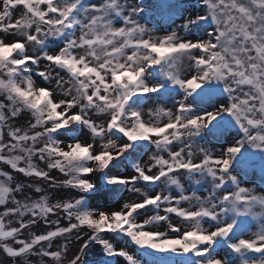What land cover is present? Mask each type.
<instances>
[{"label": "snow or ice", "instance_id": "6c2138e0", "mask_svg": "<svg viewBox=\"0 0 264 264\" xmlns=\"http://www.w3.org/2000/svg\"><path fill=\"white\" fill-rule=\"evenodd\" d=\"M0 256L264 264V0H0Z\"/></svg>", "mask_w": 264, "mask_h": 264}, {"label": "rangeland", "instance_id": "374dc122", "mask_svg": "<svg viewBox=\"0 0 264 264\" xmlns=\"http://www.w3.org/2000/svg\"><path fill=\"white\" fill-rule=\"evenodd\" d=\"M186 2L189 4L190 7L195 5L196 0H186ZM180 21H177V23H179ZM120 195H127L126 193H118L114 196H110L107 198V202H108V206L112 207L115 206L117 204L118 201V197ZM0 258H2V256H0Z\"/></svg>", "mask_w": 264, "mask_h": 264}]
</instances>
